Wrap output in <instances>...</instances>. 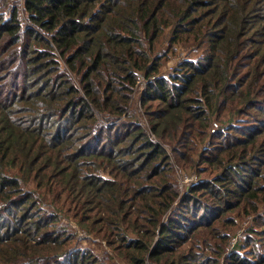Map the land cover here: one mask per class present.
<instances>
[{"label":"trees","instance_id":"trees-1","mask_svg":"<svg viewBox=\"0 0 264 264\" xmlns=\"http://www.w3.org/2000/svg\"><path fill=\"white\" fill-rule=\"evenodd\" d=\"M0 264H264V0H0Z\"/></svg>","mask_w":264,"mask_h":264},{"label":"rangeland","instance_id":"rangeland-1","mask_svg":"<svg viewBox=\"0 0 264 264\" xmlns=\"http://www.w3.org/2000/svg\"><path fill=\"white\" fill-rule=\"evenodd\" d=\"M181 50H182V47L181 46L178 47V50L176 51V53L171 55L170 58L163 64L161 71L169 70L172 68V66L178 60V58L181 55H184V54L180 53ZM139 90H140V88H139ZM215 125H216V123H215ZM185 177H182V179L180 181L181 184L184 182H187V181H184ZM236 218H237V225L232 229V235L234 236L232 239L233 243L240 240L243 234L251 233V231H249V230H252V228L256 227V221L252 215L240 214ZM70 224L75 226L74 222H70ZM80 233L87 235V233L85 231H81ZM84 235H81L82 241L90 242L92 244V246H94L98 251L100 250V248L104 247V245H102V244H105L104 243L105 241L101 240V238L95 237L94 235L93 236L90 235L89 237H85Z\"/></svg>","mask_w":264,"mask_h":264},{"label":"built area","instance_id":"built-area-1","mask_svg":"<svg viewBox=\"0 0 264 264\" xmlns=\"http://www.w3.org/2000/svg\"><path fill=\"white\" fill-rule=\"evenodd\" d=\"M145 84H146V79L143 78V77H141L140 83L138 84V87L140 88V90H143ZM192 178H194V177H188V176H186V177L184 178V181H189V180H191Z\"/></svg>","mask_w":264,"mask_h":264}]
</instances>
